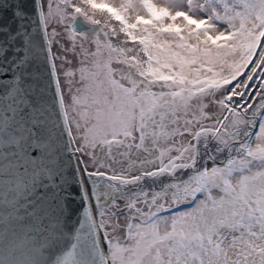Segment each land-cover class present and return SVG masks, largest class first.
Segmentation results:
<instances>
[{
    "label": "snow or ice",
    "instance_id": "6c2138e0",
    "mask_svg": "<svg viewBox=\"0 0 264 264\" xmlns=\"http://www.w3.org/2000/svg\"><path fill=\"white\" fill-rule=\"evenodd\" d=\"M0 264H264V0H0Z\"/></svg>",
    "mask_w": 264,
    "mask_h": 264
}]
</instances>
